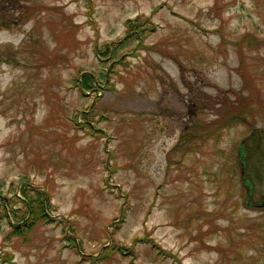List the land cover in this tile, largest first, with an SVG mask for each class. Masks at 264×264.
Returning <instances> with one entry per match:
<instances>
[{
  "label": "rangeland",
  "instance_id": "1",
  "mask_svg": "<svg viewBox=\"0 0 264 264\" xmlns=\"http://www.w3.org/2000/svg\"><path fill=\"white\" fill-rule=\"evenodd\" d=\"M0 1V264H264V0Z\"/></svg>",
  "mask_w": 264,
  "mask_h": 264
},
{
  "label": "trees",
  "instance_id": "2",
  "mask_svg": "<svg viewBox=\"0 0 264 264\" xmlns=\"http://www.w3.org/2000/svg\"><path fill=\"white\" fill-rule=\"evenodd\" d=\"M1 4V1H0ZM20 8V6H18V9ZM148 18L142 19L141 21L139 19H127L125 21V28H126V35L124 37L123 40H119L118 42H113L111 44H106L104 46V50L101 51V49L98 51V53L104 57H108L109 56V64L110 68L114 65L117 64V62H121V57H118V54L120 52L121 49H123L124 44L129 43L126 42L129 39H134L136 38V40H139L137 43L140 45L142 43V39L145 38V36L147 35L146 31L151 30L152 28H154L155 24L154 22L150 25H147L148 22L145 21ZM131 40V41H132ZM142 48H147L145 46V44H141ZM123 55V54H122ZM113 58V59H111ZM107 59V60H108ZM109 68V69H110ZM111 72L113 71L112 69L110 70ZM95 76H91L89 77H80L78 80H75V85L78 86L79 90L81 91H85V90H92V91H96L99 88L95 87V84L93 83L95 81ZM104 85H107V83H104ZM103 85H100V88H102ZM242 110H235L234 111V115H238L241 114ZM236 113V114H235ZM239 116V115H238ZM252 154V150L249 151V149L246 147L245 145V141L244 142H240L239 146L237 147V156L238 159L241 161L243 160H247ZM245 164V162H244ZM246 166V164H245ZM248 180L246 181L247 184ZM252 182L250 183V185H248L249 188V192L248 194H250L251 196V192H252ZM23 193V199L22 198H13V205H16L18 203L21 202V207H17L15 210H13L14 212H18V211H23L20 218H18L17 223L11 225V229L9 230V232H7L8 236L11 235H16V236H20V238L23 239H27V236L29 234V232L31 231V228L33 225L37 224V223H43V222H48V221H52V217L51 215L48 214L47 210L45 209L46 206V201L48 198V195L45 194V192H42L40 190H33L32 189H24L22 191ZM250 200V199H249ZM156 247V246H154ZM161 250L163 253H167L164 249H158ZM105 253H101L103 258H110L112 255V252H108L106 250ZM169 254V253H167Z\"/></svg>",
  "mask_w": 264,
  "mask_h": 264
}]
</instances>
